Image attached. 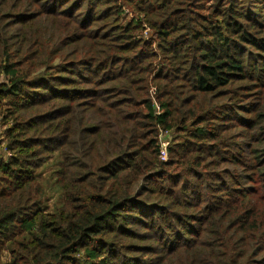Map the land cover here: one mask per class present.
I'll list each match as a JSON object with an SVG mask.
<instances>
[{
    "label": "trees",
    "instance_id": "trees-1",
    "mask_svg": "<svg viewBox=\"0 0 264 264\" xmlns=\"http://www.w3.org/2000/svg\"><path fill=\"white\" fill-rule=\"evenodd\" d=\"M236 1L0 0V264H264V8ZM57 150L49 213L36 171Z\"/></svg>",
    "mask_w": 264,
    "mask_h": 264
},
{
    "label": "rangeland",
    "instance_id": "rangeland-1",
    "mask_svg": "<svg viewBox=\"0 0 264 264\" xmlns=\"http://www.w3.org/2000/svg\"><path fill=\"white\" fill-rule=\"evenodd\" d=\"M225 4H226V1H223V6ZM191 5H192V8H193V11L198 10V12L201 15H209L210 11L205 12L202 9L203 8L208 9V7L210 5H212V4H211V2H207V0H202V1L193 0V2H191ZM193 5H194V7H193ZM124 7H125V11L126 12H124V16L123 17L121 16L120 22L118 23L119 25H122V23H124L125 21H128L129 18L132 17L131 14H130V11L127 9V7L126 6H124ZM260 7H261V9L264 8V5H262V0H237L236 1L235 9H237L239 11V13H241V14L243 13V15L247 16L251 12L254 13L255 11H258L260 9ZM219 9L222 10L223 8H219ZM257 13H259V15H260V17L258 16L259 21L264 22V11H260V12H257ZM236 14L239 15L238 13H236ZM242 17L245 20L239 18L237 21L241 22L244 25H248V23H250V17H248V18H245L244 16H242ZM124 18H126V19L124 20ZM38 19H40V18H38ZM209 19H211V17H209ZM49 21H51V20H46L45 19V23H43V24H46L45 27L50 26V25H47V23H50ZM254 21H255V19H254ZM36 23L38 24V27H40V23L38 21ZM16 28H17V26H16V23H15V25H13L12 27H9L8 28V34L9 35H12L14 33L15 34H18V32L16 31ZM149 32L150 31L142 30L141 29L139 31L134 32L133 35H137L139 37H143L144 39H148L150 37L149 36ZM251 53L257 54L252 49H251ZM259 57H262V56H258L256 59H258ZM262 64H264V61L262 62ZM262 64H260V66ZM83 73L85 74L84 71H83ZM153 74L154 73L151 72V75H153ZM74 79H76V77ZM249 86L250 87H248V88H244V89H247L248 90L247 92L241 91V90L238 92L240 94H243V96H241L236 101L237 108L233 109L234 118L228 117V118H230V119H228L229 122H231V124L234 123L235 126H236V129L233 130L232 131V134H231V135H233V141L235 143H237L238 145H241V148H244L246 146V144L249 143V141H248V135H251L252 136V134L250 132H248V129L247 128H245V127H243L241 125L236 124V119L238 117L239 118L245 117L244 114H243V112L240 111V108L249 106V103H251V102H253L252 104L256 103L254 97L258 93L255 90L256 88H253L254 86H251V85H249ZM80 87L86 88L88 86H85V85H82L81 84ZM153 90L154 89L152 88L149 91L151 97L153 95ZM213 99H214V104L217 102L216 104H217L218 107L221 106V104H218V103H223V105L229 104L228 98L222 97V96H218L217 94L214 95V98ZM230 103H233V102H230ZM90 121L93 124L95 123L92 120H90ZM6 127L7 126H3L1 124V121H0V158H2V159H7L10 156V153L5 150L7 141H5V139L3 138V135H2V133L6 129ZM178 135H180V136H178L180 138L178 139V142L177 143L183 142L182 139H181V137H183V135L182 134H178ZM175 136H176V134H174V133H170V134H168V133L164 134L163 133V134H161V136L159 138V142L161 143V149H162L161 151H162V153H164L163 154V157H164L165 160H167L168 157H169L168 154H167V149L168 148H172L174 146V144H175V143L174 144L172 143L173 141H175L177 139V138H174ZM255 139L257 141L260 138H258V136H256ZM259 145L260 144L258 143V146ZM259 150H262V149L260 148ZM61 162H62V158L60 156V151L59 150L54 151L51 154V156H49L45 160V162L42 164V166L39 169H37V171H36L37 181L43 187V190L45 192V196H44V199L42 201L41 206L45 209L46 212H49V213H52L54 211V209L56 207H59L60 205H62L63 204V201H64L63 193L61 192V190L55 184V180H56V174L55 173L62 166L63 163H61ZM250 163L251 162H249L248 164H250ZM240 172H241V170L239 168H235V173L236 174H238ZM223 179L224 180H221L222 182L228 180V178L225 177V176H223ZM244 182H245V177L243 176V178H239V179H237L234 182H230L229 184L233 188H236V187L241 188V187H243ZM236 185H238V186H236ZM201 197L202 198H205V196H201ZM197 228L198 227H196V229ZM133 229H135V230L138 231L137 228H133ZM144 231H142V232H144ZM145 233H148V232L145 231ZM170 237H172V236H170ZM170 237H169L168 240H170ZM126 243H129L131 245H140V246L146 245V246H152L155 243V240H150V238H149V239H146L145 242L131 240V241H128ZM163 251L164 250H162V252ZM130 255H132L133 257H137V256L143 257V254H141V253H130ZM163 255L164 254H160L161 257ZM148 257H154V256L153 255H151V256L146 255V258H148ZM159 259H160V257H159ZM9 260H10V257H9L8 254H5L4 257L2 258V261L3 262H8Z\"/></svg>",
    "mask_w": 264,
    "mask_h": 264
}]
</instances>
